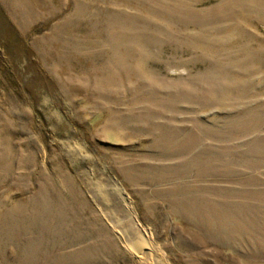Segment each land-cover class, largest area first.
<instances>
[{
    "label": "rangeland",
    "instance_id": "374dc122",
    "mask_svg": "<svg viewBox=\"0 0 264 264\" xmlns=\"http://www.w3.org/2000/svg\"><path fill=\"white\" fill-rule=\"evenodd\" d=\"M0 264H264V0H0Z\"/></svg>",
    "mask_w": 264,
    "mask_h": 264
}]
</instances>
